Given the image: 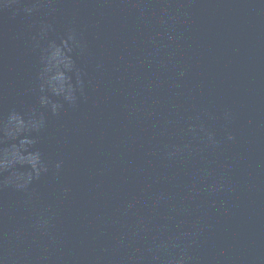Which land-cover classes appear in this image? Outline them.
<instances>
[{"label": "water", "instance_id": "obj_1", "mask_svg": "<svg viewBox=\"0 0 264 264\" xmlns=\"http://www.w3.org/2000/svg\"><path fill=\"white\" fill-rule=\"evenodd\" d=\"M0 264H264V0H0Z\"/></svg>", "mask_w": 264, "mask_h": 264}, {"label": "clouds", "instance_id": "obj_2", "mask_svg": "<svg viewBox=\"0 0 264 264\" xmlns=\"http://www.w3.org/2000/svg\"><path fill=\"white\" fill-rule=\"evenodd\" d=\"M28 11H31V9H28ZM70 39H73L72 35H69ZM73 67V63L71 59L67 56H59L57 59V69L61 71V75L64 71H70ZM63 69V70H61ZM67 85L68 95L66 96V99H73L71 93H72V86L68 80L61 79L60 81V92L65 91V86ZM43 102V101H42ZM55 107L53 108V111H55ZM39 125L32 124L29 122V124H26L20 117H18L16 114H12L7 123L3 126V133L9 138H16L20 136L22 133L28 132L31 129L38 128ZM209 139H211V136H209ZM228 139H233L232 136H229ZM29 143H32L31 140H29ZM26 151V150H25ZM24 151V152H25ZM24 152L20 151H13L10 153L9 156V165L8 168L16 163L20 164H28L31 166L33 173L36 177L39 176L40 171L42 168L39 165V153H37L35 156L31 152H29L27 155H24ZM57 168H59V164H57ZM46 171V169H43ZM33 179V174H28L27 178L25 179L23 176H16L9 177V179L6 181V183L13 184L14 187L17 189H24L27 187L28 183L31 182Z\"/></svg>", "mask_w": 264, "mask_h": 264}]
</instances>
